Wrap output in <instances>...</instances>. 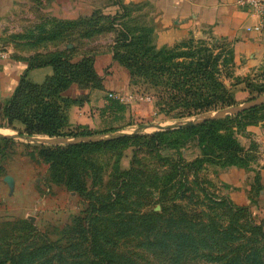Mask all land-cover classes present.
Segmentation results:
<instances>
[{
  "label": "rangeland",
  "instance_id": "1",
  "mask_svg": "<svg viewBox=\"0 0 264 264\" xmlns=\"http://www.w3.org/2000/svg\"><path fill=\"white\" fill-rule=\"evenodd\" d=\"M128 9L125 13L129 16L125 14L126 18L122 20L127 23L128 29L134 31L136 44L122 47L119 52L130 55L133 51H138L142 54L144 48L149 49V45L153 56L160 53L162 56H173L175 61L189 64L192 62L191 56L197 54V46H205L207 43L211 45L209 47H212L214 52L220 53V58L228 59L227 68L219 75L227 87L231 88V84L236 79H243L244 82L241 83L248 84V89L243 90L247 95L234 94L235 104L248 101L250 96L255 98L264 94V78L254 80L249 75L240 79L233 75V52L225 41L203 35L184 38L171 46H157L153 43L151 34L143 31L148 28L144 23L146 18L142 15L143 13L132 7ZM101 34L114 38V33ZM79 38L84 37H80V34L76 32L70 33V42ZM189 38L194 39L192 43L188 40ZM65 42H67L66 39H64ZM201 42L205 45H201ZM178 43H181L180 46L175 47ZM178 55L182 56L176 59ZM122 67L128 78L124 90L117 94L128 97L125 98V102L133 106L134 114L120 119L114 131L134 125L176 121L194 116L188 115L185 107L171 108L167 98L161 97L162 85H153L149 78L153 71H149L148 74L146 71H141L132 77L127 68ZM228 72L232 73L231 77H228ZM158 79L160 78L157 75L153 77V80ZM101 82L103 84L99 76L96 84ZM146 97L149 99L146 100ZM134 108H138V112ZM165 112L167 114H164ZM253 119H255L253 115L238 114L224 120L221 124L222 129L231 132L246 152L248 162L246 170L254 172L250 190L247 193L249 204L241 206L234 204L225 194L226 186L219 178L223 167L218 165L205 163L198 170L199 182L206 188L204 191L206 194L194 189L199 199L188 190L190 186L187 183L181 185L178 176L182 171V162L191 161L201 154L197 139L194 137L181 139L172 135L170 137L172 143L167 147L165 143L159 141V138L152 140L145 137L132 139L126 145H119L113 149L97 151L91 148V152L86 156L92 166L87 167L88 177L83 195L51 179L48 164L38 153L40 146L53 145L0 139V264H76L77 262L93 264L90 260L93 254L88 253L89 258H86L83 250L91 240L94 228L98 231H107L106 235H109L108 242H101L105 253L99 256L105 255L110 258V264H126L129 257L137 261L143 258L141 261L148 264H171L170 253L172 252L159 256L158 262L152 256L155 254L148 255L136 248L139 245L138 240H141L140 237L135 238V234L141 232L137 228L138 218L148 219V215L153 212L160 213L165 206L169 207L170 215L165 217L161 214L163 217L157 218V224L162 229L161 232L169 238L175 236L184 238L185 235H176V233H187L190 223L199 224L195 226L197 233H194V236L196 237L213 232V229L221 230V232H223L222 229L230 230L232 236L237 239L243 235H249V232L254 231L253 224L259 225L264 220V209H260L257 204L261 189L257 171L261 152L258 143L248 139L246 130ZM17 126H19L17 122L10 127L0 125V132L26 134L24 131H17L21 128ZM151 132L159 131L148 129L139 134ZM100 134L105 132L91 135ZM6 175L13 178L12 189L4 181ZM170 175H173L172 181L165 184L167 176ZM255 175L258 176L257 182L254 181ZM187 180L188 183L192 180L191 175ZM257 186H259L258 192H256ZM117 192L122 197L118 201L114 200L102 205L96 199L99 194L115 196ZM224 197L234 206L246 209L235 212L234 208H229L228 202L222 199ZM177 208L186 214L183 220L177 219ZM87 219L88 222H86ZM111 223L120 226L119 235L111 227ZM206 224L209 227L208 231L201 228V225L206 228ZM83 229L87 234L82 233ZM213 236L217 238L216 235ZM203 252L206 254L210 252V249L206 247ZM203 254L191 255L179 262L195 264L200 259L204 264H218L212 262L211 258L204 257ZM122 255L124 257H121Z\"/></svg>",
  "mask_w": 264,
  "mask_h": 264
},
{
  "label": "trees",
  "instance_id": "2",
  "mask_svg": "<svg viewBox=\"0 0 264 264\" xmlns=\"http://www.w3.org/2000/svg\"><path fill=\"white\" fill-rule=\"evenodd\" d=\"M125 16L106 17L93 14L77 21L63 23V25L60 23V25H56L58 29L53 34V37L54 39L63 38L69 40L70 33L74 32L84 38L101 33H114V44L112 45L113 60L119 65L125 66L132 77L141 71H146L147 74L149 71H153L149 78L153 85H162L161 97L167 98L171 108H187L188 115H197L233 106L236 103L234 101L236 88L248 89L247 83H241L244 82L243 79H236L231 84V88L227 87L223 78L219 75L220 72L227 68L228 59L220 58V53L214 52L212 47H209L211 45L207 43L205 45L201 42V45L205 46H197V54L191 56L192 62L189 64L178 60L175 61L173 56H162L160 53L153 56L150 53L151 47L149 45V49L144 48V53L142 54L138 51H133L130 55L119 52L122 47L136 44V36L133 35L134 31L128 29L127 23L122 20ZM143 31L151 34L149 27ZM188 40L192 43L194 39L189 38ZM180 44H176L175 47L180 46ZM179 56L182 55H178L175 58L178 59ZM45 65L53 67V75L49 76L41 84L32 83L22 77L12 96L4 104L0 105L2 116L6 121L5 125L10 127L17 122L21 127L17 131H24L30 135L89 136L97 133V131L85 128L75 130L67 128V109L73 100L63 96V92L71 84H76L83 88L89 86L103 87L102 82L96 84L99 76L95 72L93 58L90 55H83L79 60L72 61V57L64 52H53L46 57L37 56L32 58L29 67ZM156 75L160 79L153 80ZM231 76L232 73L228 72V77ZM252 97L250 96L249 100ZM79 100L82 101V98H79ZM111 104L119 113L116 120L123 118L121 113L126 110V107L121 105L120 100L117 98H112ZM164 114L167 113L165 112ZM246 114L253 115L255 119L251 123H256L264 118V104L248 109L239 115ZM229 118L210 120L191 127L151 132L150 134L120 136L107 141L40 146L38 154L48 164L53 181L83 195L86 190L85 183L88 177L87 167L89 165L92 166L86 156L91 152V148L97 151L113 149L119 145H126L132 139L137 140L145 137H149L152 140L159 138V141L165 143L167 147L172 143L170 138L172 135L181 139L194 137L197 139L201 154L191 161L182 162V171L178 177L181 180V185L187 183L190 186L188 190L191 193L195 194V189L206 194L204 192L206 188L199 182L197 173L203 164L211 163L223 168L238 166L246 169L248 167L246 152L243 147L231 132L221 127L223 121ZM114 129L116 128L103 130V132L114 131ZM0 139L3 141L7 140L6 138ZM173 175H170L171 177L167 176L165 184L172 181ZM189 175H191L192 180L188 183L187 178ZM254 181H258L257 175H255ZM258 188L259 186H257L256 192H258ZM195 197L199 199V195L195 194ZM121 198L117 192L115 196L99 194L96 199L104 205L110 201H118ZM222 199L226 200L230 206L229 208H234L235 212H241L246 209L245 207L234 206L225 197ZM88 206L93 205L88 204ZM168 210L169 207L165 206L160 213L153 212L148 215V219L138 218L137 228L141 232H137L135 238L140 237L141 240H138L139 245L136 248L146 252L148 255L151 253L155 254V256H152L158 262L159 256L172 252L170 253L171 264H180L181 262L179 261L185 260L191 255L203 254L204 249L207 247L210 252L203 254L204 257L211 258L212 262H217L218 264H264V220L259 225L253 224L252 228L254 231L238 239L232 236L230 230L226 231V229H222L223 232L213 229V232L196 237L194 236V233H197L195 226L199 224L193 225L191 223L187 233H176V235H185L184 238L180 236L169 238L161 232L162 229L157 224V218L163 217V215L165 217L170 215ZM176 213L177 219L181 218L180 220H183L186 216L179 208H177ZM88 219L86 222H88ZM111 227L119 235L118 229L120 226L111 223ZM201 228L204 231H208L207 228L209 227L206 224V228L204 225H201ZM78 229H80V226H78ZM94 229L91 240L88 241L89 243L86 244L83 250L84 256L89 258L88 253L93 254L90 257L93 264H110V258L105 255L99 256L105 253L101 242H108L109 235H106L107 231ZM82 233L84 235L87 234L84 229ZM213 235H216L217 238ZM134 254L136 255L137 253L135 252ZM121 257H124V255ZM141 259L143 258H139L137 261L133 257H129L126 264H148L147 262H142ZM199 261H196L195 264L203 263L200 259ZM76 264L81 263L77 262Z\"/></svg>",
  "mask_w": 264,
  "mask_h": 264
},
{
  "label": "crops",
  "instance_id": "3",
  "mask_svg": "<svg viewBox=\"0 0 264 264\" xmlns=\"http://www.w3.org/2000/svg\"><path fill=\"white\" fill-rule=\"evenodd\" d=\"M130 7L145 16L144 23L151 29L155 45L171 46L187 37L211 36L225 41L232 50L235 77L264 78V10L243 7L238 0H0V105L12 96L22 77L41 84L53 75L51 65L29 67L32 58L64 51L72 61L90 55L103 87L83 88L71 84L63 92V96L73 100L67 109V128L97 132L117 128L119 113L108 94L119 96L117 93L124 90L128 76L113 60V38L99 34L73 42L66 39L64 43L63 38L54 39L53 34L58 29L56 25L93 14L129 16L125 12ZM255 25L261 26L259 32L246 29ZM245 94L241 87L236 88V96ZM120 102L126 107L121 115L132 116L133 106ZM5 123L0 110L1 127H9ZM246 130L248 139L260 147L257 171L261 189L257 204L264 209V118L248 125ZM253 176L254 172L238 166L224 167L219 173L226 186L225 194L239 206L249 204L247 193Z\"/></svg>",
  "mask_w": 264,
  "mask_h": 264
},
{
  "label": "water",
  "instance_id": "4",
  "mask_svg": "<svg viewBox=\"0 0 264 264\" xmlns=\"http://www.w3.org/2000/svg\"><path fill=\"white\" fill-rule=\"evenodd\" d=\"M264 104V94L252 98L248 101L235 104L230 107L221 108L219 110L205 112L197 114L185 119L176 121H159L152 122L149 124H140L129 127L117 129L113 132H106L100 135H89V136H47V135H30L20 133L5 134L0 132V138H6L14 141H25L32 142L40 145H72L78 143H88L97 141H107L118 138L120 136L135 135L144 132L145 130L151 129L154 131H162L169 129H179L195 126L206 121L222 119L238 115L248 109L261 106ZM4 181L8 184L9 188L13 187V178L9 175L4 177Z\"/></svg>",
  "mask_w": 264,
  "mask_h": 264
},
{
  "label": "built area",
  "instance_id": "5",
  "mask_svg": "<svg viewBox=\"0 0 264 264\" xmlns=\"http://www.w3.org/2000/svg\"><path fill=\"white\" fill-rule=\"evenodd\" d=\"M239 5L243 6V7H248L251 8L253 10H258L259 12H262L264 10V0H238ZM248 31H256L259 32L261 30V26L260 25H255L252 27H247L246 28ZM109 97L112 98H117L120 101H126V99L128 97H124V96H114L112 93L108 94ZM126 98V99H125ZM146 100H148L149 98L146 97Z\"/></svg>",
  "mask_w": 264,
  "mask_h": 264
}]
</instances>
